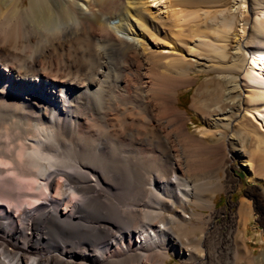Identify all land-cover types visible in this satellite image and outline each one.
I'll return each mask as SVG.
<instances>
[{
	"label": "bare ground",
	"instance_id": "1",
	"mask_svg": "<svg viewBox=\"0 0 264 264\" xmlns=\"http://www.w3.org/2000/svg\"><path fill=\"white\" fill-rule=\"evenodd\" d=\"M149 1L0 0V115H9L0 121L6 136L5 141L0 139V264H167L169 252L187 257V261L191 258L195 264H214L224 250H234L236 254L239 251L237 237L244 218V202L241 200L239 209L222 224L215 221L220 210L213 208V199L206 193L220 191L221 186L223 189L219 170L230 167L224 139L230 152L234 139L225 135L207 143L208 140L192 136L185 113L175 106V91L191 84L194 74L200 71L218 72L220 79L232 84L228 93L217 100L220 110L211 123L233 126L236 117L247 118L248 114L264 122V0H240L248 5L243 12L250 18H246V34L240 36L233 61L219 47L221 42L218 46L215 40L206 39L199 22H189L194 13L199 20L201 15L206 19L209 11L201 9L205 0H179L182 8L174 10L179 21L174 27L149 8ZM189 9L194 13H187ZM80 23L85 25L83 33L87 37L110 40L124 51L127 69L116 80L115 91L121 102L143 112L142 121L153 130L147 135L144 131L142 137L136 135L134 140L144 145L148 139L147 144L157 152L158 159L160 155L164 157V161H159V170L166 165L165 174L158 173L176 180L150 175L148 186L156 187L157 193L167 199L158 200L156 209L141 211L134 207L125 218V225L119 224L121 227L110 216L109 200L106 201L114 189L106 161L103 162L106 159L98 156L95 166L89 161L96 152L86 153L81 144L62 140L66 130L81 140L92 135L93 117L81 111L79 101L85 95L101 99L106 94V72L100 70L103 77L92 81L67 58L66 40L77 34ZM36 28L50 29L51 33ZM25 46L27 52L23 50ZM212 53L216 56H208ZM234 93L235 110L223 111L224 100ZM201 97V93L195 94L193 107L205 104ZM110 120L107 131L112 132L115 141H123L118 132H113L117 126L115 117ZM254 132L262 147L264 133ZM16 138L26 141L11 144ZM176 147L186 151L187 157L180 158L178 153V158ZM110 153L105 155L111 157ZM137 153V158L143 159L142 148ZM262 158L259 157L260 162L253 159L261 173ZM153 159L157 160L156 156ZM118 162L135 168L138 164H129L124 157ZM203 169L207 186L201 183L205 187L195 188L186 179L180 187L181 178L198 171L203 175ZM188 202L208 212L191 208V214L186 216L184 205L181 212H164L175 203ZM244 221L246 226L249 215ZM196 229L200 234L189 237L188 233Z\"/></svg>",
	"mask_w": 264,
	"mask_h": 264
},
{
	"label": "rangeland",
	"instance_id": "2",
	"mask_svg": "<svg viewBox=\"0 0 264 264\" xmlns=\"http://www.w3.org/2000/svg\"><path fill=\"white\" fill-rule=\"evenodd\" d=\"M239 2L240 0H205L204 2H202L201 5L206 8H203L201 6V9L205 10L206 13H208L209 11V13L206 14V19L205 18L203 19V15L200 16L201 20L197 19L196 17L199 18V16L195 17L194 11H190V9H189L190 12H187V13L193 12L195 18L193 16L191 17V20H189L190 17L186 18L187 20H189V22L193 21L192 23H195L197 21L196 24L198 22L200 23L198 24V27L200 25V27L203 28V31L207 35L206 39H208L209 37V40L210 39L215 40L217 42V45L221 42L222 43V44L220 43L221 46L219 45L218 46L220 48L222 47L224 51H226L228 57L230 58L229 59L230 61H233V59L235 60L237 43L239 42L240 36H242V33L244 32L243 35L246 34V31L244 30L245 23L247 21L246 18L248 19L250 18L249 15L246 16L244 14V12L247 11L248 5H245V3L243 4ZM149 3H150L149 8L151 10L158 12L165 18V21L169 22L167 23V25L169 24V26L174 27L176 22L177 23L179 22L177 21V16H174L175 14L174 10H178L182 8L181 6H178L179 0H151V2L149 1ZM185 9H187L186 6H185ZM191 15H188V16H191ZM252 17H254V15ZM142 19L144 23L148 24V21L146 19L145 20L144 18ZM207 22L208 23L210 22V23L208 24ZM203 25L207 27V30L204 29ZM212 27L215 30H219L217 31L218 33L215 32L212 29ZM36 29L41 32L43 31V33L45 34L51 33L50 29H44V30L43 29L40 30L38 28ZM84 29H85V25L80 23L78 30H77V34L66 40L65 52H66L67 58L69 59V61H71L77 66L76 69L79 71L80 74L86 76V78L93 79L92 81H94L95 78L99 79L103 77L101 74H99L100 70H103L104 72H106V82H105L106 94H103L101 99H96L92 95H90L91 97L88 95H85L79 101V103H81V106H82L81 111H83L84 113H88L91 116V118L93 117L92 119L93 125L91 126L92 135L89 138H82L81 140V137H77L72 131L66 130L63 133L64 135H62V140L65 141V138H66V140H70L72 142H77L81 144L83 146L84 151H86V153L92 154L93 151H94L93 153L96 152L95 154H92V157L89 161L91 164L93 163V165L97 163L98 156L100 160L106 159V160H103V162L106 161L105 164L107 166V174H109L108 177H110L114 185L113 191L111 192L109 198H107L106 200L107 202L109 200V203H108L110 206V207L108 206V208H110L108 209L110 211L109 214L118 225L121 224L122 226H124L125 218L130 215L129 213L133 210L134 207L137 206L141 211L149 210L150 208L154 209L155 207L158 206L157 204L158 200L167 199V196H164V195L162 196L157 193L156 191L157 189H155L156 187L150 188L148 186V179L150 175L154 174L155 177H157L158 179H160V176H163V177L166 176L170 178L171 181H173L174 179H172L173 177H171V175L169 174L163 175L165 174V170H164L165 167L163 166H166L164 164L162 166L163 168L161 167V169L164 170V171L161 170L163 174L158 173L160 171L159 164L161 163L159 161H164L163 160L164 157H161L160 155L159 158L161 160L158 159L157 152L151 149V147L147 144L148 139L144 140V145L141 144L140 140H137L139 142L135 141L136 135L138 137H142L144 135V131H146L145 135L153 131L152 127L146 126L145 123L142 121L143 112L138 109L132 110V108H130L129 105L125 104L124 102H121L119 95L115 91L116 86L114 84L116 83V80L121 79L125 75L126 69H127V63H126V57H125L124 51L122 49H119L118 46L115 45L110 40L99 38V37H94V38L87 37V35L83 33ZM217 35L218 36L220 35L219 36L220 38ZM43 43H46V40ZM23 50L27 52L28 47L25 46ZM209 52L211 53L210 50ZM213 54L214 53L208 54V56L210 57L216 56L215 54L214 55ZM217 55L218 57L220 56V54H217ZM95 74H96V77H95ZM234 74L236 75L237 73H234ZM116 75H117V78H116ZM231 84H232V81L220 79L218 72L207 73L205 71H200L198 74H194V79L191 84L187 86H181L176 89L175 106L179 110L185 113V121L187 122V128L192 136L203 138L206 141L208 140L207 143L209 142L213 143L217 141L218 139H220V137L225 138L226 136H229V135L234 139V144L232 145L234 146V149H232L231 152L228 150L227 139L226 138L224 139V143L226 142L225 144L227 146V147L224 146V152L228 156L230 167L226 171L223 170V168L219 170L220 178L224 182L223 189L221 186L220 188L222 190L220 189V191L219 190L214 191V192L208 191L206 193L207 195L211 196L213 199V202H214L213 208L220 210L218 215L214 218L215 221H217L218 223L223 224L227 222V220H229L231 216V213L239 209L241 200L245 204L246 208L245 207L244 208L247 214H245V210H244V214H243L244 218H242L240 221L241 222L240 232L238 235L239 237H237L238 242H239V248H240L239 251H237V254H236V251L234 250H230V249L224 250L220 254L221 256L219 255L218 258L215 260L216 262H214V264H228V263L229 264H264V174H263L264 171H262L261 173L259 171V168H257L258 166H255L256 163L253 161V159L256 158V160L260 162L261 159H259V157L264 158V143L262 144V147H260L259 137L254 132L258 130L261 133H264V122H262V119L258 120L254 118L253 115L248 114L247 118L246 117H243V118L236 117V120L233 121L234 124L232 122L233 126H227L224 122L220 124L211 123L213 122L214 115L218 113L220 110V108L216 107L217 100L221 99L222 97L226 95V93H228L231 87ZM109 91L113 93L115 92V94L112 95L113 93L110 94L108 93ZM186 92H188V94ZM196 93L202 94L201 98L205 99V104H202V105L200 104L201 106L198 105L196 107H193L192 105L193 97L195 96ZM233 98H235V93L233 96H229L228 98L224 100V104L222 107L223 111H228L231 108L235 110V107L237 105L236 103H234ZM206 101L209 103H207ZM123 104H125L126 106ZM205 107H207V109ZM132 112L134 113L132 114ZM111 114L113 117H115V120L117 123V126H115L113 132L115 131L116 134L118 132V135H121L120 137L123 139V141L122 140L115 141L112 138V132L107 131V128L110 126L109 125V123L111 122L110 119L112 118ZM107 115H109V117ZM3 117L9 118V115H6V116L0 115V121L3 119ZM233 129L237 130V132ZM17 132H19V129L17 130ZM4 134H5L4 128L1 127L0 128L1 141L6 140V136ZM139 134L141 136H139ZM22 141H26V140L22 138H16L11 144H19V142L21 143ZM28 141L29 140H27V142ZM141 148H142V153H143L142 154L143 159L141 158L138 159L137 150ZM177 150L179 152H177ZM261 151L262 153H260ZM110 152H112L113 155ZM182 152H185V153H182ZM105 153H110L111 157H107ZM174 153L175 154L179 153L181 155L180 157V155L178 154L177 155L178 158L180 157L184 159L185 157H187L186 151L177 149V147L174 148ZM155 156L157 160L153 159L155 158ZM122 157H124L129 162V164L132 163L133 161L137 162L138 164H140V168L138 164L136 168L134 166L122 165L121 163L118 162ZM251 157L252 159L249 160ZM110 158L112 160L114 159V162H112ZM245 159L253 163L249 165L247 164L249 161L247 162L245 161ZM107 160H110V162ZM115 160L117 162H115ZM263 161H261L262 162L261 164L264 165ZM151 163H153V166L155 165V167H157L158 165L159 168L158 167H157L158 169L154 168ZM119 164H121L122 166ZM263 165L261 166L264 167ZM149 168L150 169L152 168V169L150 170ZM200 171L202 174L203 173L206 174L205 173L206 170L204 171L203 169L204 172L202 170ZM119 172L121 176L119 175ZM198 172L197 174H195L196 176L193 175L188 178L186 177L181 178V181L183 182H180V181H179L180 183L178 182L180 184V187L184 186L183 184L185 183L186 179L187 180L189 179L187 182H189L188 184L190 186L192 184V187L200 188V187L207 186L204 183L207 182L208 178L205 177L206 175L204 174L203 175L198 174ZM194 176L195 177L198 176V177L195 178ZM194 179L197 183L193 181ZM211 179L212 181L216 180L214 177ZM201 183H203L205 186ZM193 184H196V185H193ZM198 184L203 185V186H198ZM122 187L124 188V190ZM128 192L129 194H126ZM153 193L155 196H153ZM147 195L149 196V198H147L148 197ZM153 201L156 204L150 203ZM117 202L120 204H118ZM133 202L134 204H132ZM182 205H184L185 207L186 216L191 214L192 212L191 208L194 211L198 210V211L208 212L207 209L201 210L191 202H188L186 204H181V205L175 203L171 209L164 210V212L165 213L181 212ZM113 206L115 207V209ZM143 207H146L147 209ZM116 212H118V214ZM245 215H249V221L246 222V226H245V221H244ZM191 220L194 221L195 223H198L197 221H195V219H191ZM191 232L188 233V236L191 238L200 234V231L198 229L191 231ZM233 254L234 256L236 255L238 256L234 258ZM188 259L190 260L187 261V257L185 259V257H181L179 255H175L169 252V258H167L168 261L167 260L166 261H167V264L168 263L169 264H195L191 261V258H188Z\"/></svg>",
	"mask_w": 264,
	"mask_h": 264
},
{
	"label": "trees",
	"instance_id": "3",
	"mask_svg": "<svg viewBox=\"0 0 264 264\" xmlns=\"http://www.w3.org/2000/svg\"><path fill=\"white\" fill-rule=\"evenodd\" d=\"M188 94V92H186Z\"/></svg>",
	"mask_w": 264,
	"mask_h": 264
}]
</instances>
